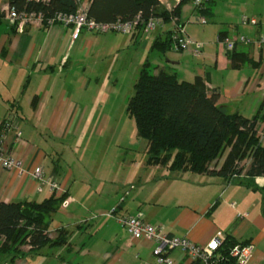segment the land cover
I'll list each match as a JSON object with an SVG mask.
<instances>
[{"label": "crops", "instance_id": "1", "mask_svg": "<svg viewBox=\"0 0 264 264\" xmlns=\"http://www.w3.org/2000/svg\"><path fill=\"white\" fill-rule=\"evenodd\" d=\"M82 1L89 6L91 0ZM160 1L169 13L181 5L175 0ZM209 1L211 19L189 0L180 6L178 15H171L155 32L99 35L84 30L74 40L73 28L60 24L45 27L29 23L19 33L6 18L9 0H0V134L4 120L14 121L15 128L7 131L4 141L11 155L21 161L18 170L0 169V199L7 203H41L52 197L54 192L47 187L38 190L37 181L27 173L37 167L63 186L67 199L49 220L48 232L54 233L50 234L53 239L65 229L67 241L43 247L55 250L52 256L47 255L59 260L58 264H156L154 243L133 239L116 217L109 215L115 209L118 215L142 214L147 222L164 226L172 235L188 236L198 244H206L217 231H223L228 241L255 246L248 264H264V177L242 174L225 179L171 172L162 165L148 164L147 158L139 162L126 157L127 152L120 155L119 163L105 165L107 154L98 155L99 143L89 138L94 133L100 140L106 134L110 125L99 122L92 128L93 119L110 116L108 111H113L109 105L112 100H97L95 94L93 78L99 71L96 53L141 43L144 52L137 65L141 71L149 61L146 51L151 52L156 41L169 40L171 34L173 38L177 26L205 45L203 54L176 52L173 44L164 51L154 48L166 59L149 61L156 67L155 73L163 69L186 82L201 77L209 93L219 92V105L248 118L259 110L260 117L264 116V49L238 42L242 35L256 39L264 34V0ZM242 15L258 18L259 25H241ZM210 23L218 26L215 32H207L204 27ZM226 41L235 43L239 67L234 66ZM213 44L216 49L211 50ZM172 52L177 55L169 57ZM188 56L193 57L189 69L185 67ZM178 73L185 77L180 78ZM86 100L93 101V107L88 104L85 108ZM101 105L103 112L98 113ZM86 117L89 122L83 125ZM259 129L264 130V118ZM18 130L23 133L20 140L16 139ZM69 139L78 153L82 151L76 154L77 165L67 156L69 146L65 142ZM143 148L147 152V146ZM87 212L99 213L102 218L89 222L83 219ZM27 247H21L13 264H29L24 261L26 255L43 249ZM12 256L6 255L9 259ZM169 258L174 264H196L180 250L172 251ZM53 260L51 263L56 264Z\"/></svg>", "mask_w": 264, "mask_h": 264}, {"label": "trees", "instance_id": "2", "mask_svg": "<svg viewBox=\"0 0 264 264\" xmlns=\"http://www.w3.org/2000/svg\"><path fill=\"white\" fill-rule=\"evenodd\" d=\"M188 1L181 0L180 4ZM209 2L200 7V13L207 19L213 16L212 8L207 7ZM181 5L169 13L160 0H91L88 15L98 22L131 20L139 14L145 20L162 17L168 21L171 15L180 13ZM9 6L18 12H41L52 18L57 13L76 12L80 4L77 0H9ZM220 37L223 38L222 33ZM172 44L171 34L169 40L156 41L154 48L164 51ZM236 52L232 50L229 56L234 66L239 67ZM155 69L149 61L144 63L127 105V112L135 118L139 137L146 141L148 164L164 167L170 164L171 172L209 174L225 179L242 174L264 177V136L259 131L264 116L260 117V110L251 118L229 111L218 104L219 92L209 93L201 77L194 82L180 81L176 73L163 69L155 73ZM8 121L2 122L1 133ZM244 162L249 165H243ZM262 191L264 196V188ZM66 199V193L60 196L54 193L41 203H7L0 199V256L11 254V259L16 260L24 245L35 250L64 244L65 229L58 231L53 239L48 230L49 217L64 207ZM118 213L117 209L112 211L113 216ZM236 243L226 240L225 249Z\"/></svg>", "mask_w": 264, "mask_h": 264}, {"label": "built area", "instance_id": "3", "mask_svg": "<svg viewBox=\"0 0 264 264\" xmlns=\"http://www.w3.org/2000/svg\"><path fill=\"white\" fill-rule=\"evenodd\" d=\"M175 1L177 4L181 2V0ZM207 1L208 0H193V3L197 8H200ZM77 2L80 6L76 12L57 13L52 18L45 17L41 12H18L10 8L6 11V18L19 33H23L26 25L29 23H34L38 26L46 25L45 27L54 24L72 27L74 40L78 39L84 30L99 35L110 33L132 35L137 31L149 34L163 27L165 23L162 17H151L145 20L141 14L131 20L117 19L112 22H98L89 17V6L84 5L82 0H77ZM2 15L3 11H0V18ZM201 22L205 23L206 19L202 18ZM239 22L244 26L259 25L258 18L247 15H242ZM238 42L244 45L254 44L259 49H264V34L256 39H251L242 35L239 37ZM204 47L205 45L202 42L193 40L187 34L184 27L177 26L173 35V49L176 52H184L191 49V53L194 56H201ZM234 47V42H225V48L227 51H232ZM14 124V121L9 120L5 124V132L0 134V169L8 171H14L21 168V161L17 157L11 155L4 141L7 131L15 128ZM22 134V131L18 130L16 139L20 140ZM260 135L262 137L264 136V130L260 131ZM27 173L37 181L38 190L47 187L56 194L64 193L63 186L54 178L46 176L42 167H37L32 172ZM235 177L236 176L233 178ZM109 215L113 216L112 212ZM239 216L244 217L246 215ZM115 217L133 239H144L154 243L153 256L156 259V264H174L169 258V254L174 250H180L196 264H248L255 250V246L252 243L242 242H237L231 248L225 249L227 235L223 231H217L213 238L206 244H198L188 236L172 235L166 231L164 226L153 225L147 222L142 214L117 215ZM27 246L31 248L30 245Z\"/></svg>", "mask_w": 264, "mask_h": 264}, {"label": "rangeland", "instance_id": "4", "mask_svg": "<svg viewBox=\"0 0 264 264\" xmlns=\"http://www.w3.org/2000/svg\"><path fill=\"white\" fill-rule=\"evenodd\" d=\"M204 27L207 29V32L217 30V25H214L212 23L204 25ZM2 28V27H1ZM192 28H189L191 30ZM155 32V31H154ZM194 40V39H193ZM216 49V45L213 44L211 46V50ZM144 49L142 47L141 43H134L132 44L131 48L123 47L119 50H107L102 51L100 54L99 52L96 53L95 60L96 62H99V71L97 75L98 78H96V75L94 74L95 82H94V88H95V94L98 95L97 100L99 99H105L106 101H111L109 105L112 106V112L110 110L108 111V114L110 116L99 118L95 117L93 119L92 128H94L95 124L98 125L100 122L101 125H110L109 129L107 130L106 134L103 135L100 140L95 137L96 134L93 133V135L90 134V137L92 136L93 141L99 143V147L97 149L98 155H104L111 154L107 158L106 156L103 158L105 161L104 164H115L116 161L119 163L120 155H124L127 152L126 157H131L134 160H138L141 162V160H145L147 158V152L144 150V145L146 144V141L141 139L138 134V129L136 125L135 118L132 117L127 112V105L129 102V99L134 94V86L138 80L139 77V67L138 62L140 58L143 56ZM191 49L184 51V54H191ZM175 52H172V54H169L170 57H175L177 54H174ZM146 55L149 56V60L153 62L152 60H162L165 62V58L163 55L157 52L156 49L151 48L150 51H146ZM187 61H185V67L189 69L190 62L192 61L193 57L188 56ZM145 60V59H143ZM98 68V67H97ZM180 78H184V73H178ZM115 97V98H114ZM90 98V96H88ZM98 103V102H97ZM107 103V102H106ZM124 103V105H123ZM92 105L93 101H87L85 102V108L87 105ZM93 107V105H92ZM91 107V108H92ZM97 108V107H96ZM229 111H232L231 107H226ZM103 112L102 105L100 109L98 110V113ZM87 117H90V114L87 115ZM82 118L79 125H81L82 121L84 120V124L89 122V118ZM105 129V128H104ZM94 132V131H93ZM97 136V135H96ZM72 139V138H70ZM68 140L65 142V145L68 147V155L70 156V161L76 162L77 156L76 154H82V151L78 153V150L76 148V145H73L70 143L71 140ZM108 149H106V148ZM100 149H102L100 151ZM103 149H106L104 152ZM125 157V158H126ZM97 158V157H96ZM93 161V160H92ZM223 160L219 162V165H221ZM249 162L246 163L248 165ZM215 163L212 165L215 167ZM170 164L166 166V168H169ZM80 169H82V166H79ZM53 215V214H52ZM52 215L49 217L51 219ZM62 216V214L58 213V217ZM102 217L99 216V213H93V212H87L83 215V219L87 220L89 219V222H97ZM79 220V219H78ZM81 223V220L79 221ZM84 222V221H83ZM87 222V221H86ZM70 224V223H69ZM54 234V233H50ZM56 237V236H54ZM28 248V247H27ZM55 252L54 249H49L48 247L41 249L40 253L37 254H31L26 255V258H24V261L26 260L29 264H52L53 258L51 257L52 254ZM47 253H51L50 255H47ZM2 257V258H1ZM8 258V260L6 259ZM11 261V262H10ZM15 262L14 259H9V257L6 256H0V264L6 263V264H13ZM54 261V260H53ZM59 260H55L56 264H58Z\"/></svg>", "mask_w": 264, "mask_h": 264}]
</instances>
